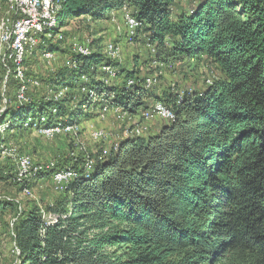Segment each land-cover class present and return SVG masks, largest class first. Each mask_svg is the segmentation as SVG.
<instances>
[{"label":"trees","instance_id":"1","mask_svg":"<svg viewBox=\"0 0 264 264\" xmlns=\"http://www.w3.org/2000/svg\"><path fill=\"white\" fill-rule=\"evenodd\" d=\"M60 1L61 29L126 7L140 24L132 40L148 47L140 63L147 69L206 61L217 74L206 87L155 92L148 77L91 40L88 55L71 51L19 100L21 81L7 65L13 98L0 113L4 134H23L31 122L78 124L101 104L146 119L161 102L175 114L154 133L101 138L95 150L53 164L44 172L50 181L67 167L76 175L42 207L0 197V217L11 216L3 222L12 264H264V0ZM44 40L35 49H62ZM89 90L107 101L93 102ZM14 163L0 160V184L23 194L29 184L12 180Z\"/></svg>","mask_w":264,"mask_h":264},{"label":"rangeland","instance_id":"2","mask_svg":"<svg viewBox=\"0 0 264 264\" xmlns=\"http://www.w3.org/2000/svg\"><path fill=\"white\" fill-rule=\"evenodd\" d=\"M126 12L131 14V12L126 7H123L121 12H112L111 19L107 20L105 23L104 21H99L96 23L80 18H72L61 30L66 32V38L59 43L57 42L58 37L53 36L49 43L53 45L58 44V46L63 49H59L57 52L51 50L56 55L54 60H45L41 57L40 51L42 49L37 50L34 47L33 51L35 53L32 52L30 55H27L26 60L24 61L25 76L36 78L35 84H28L27 86V89L29 90L28 95H34L36 92H33V87H39L41 85L40 80L46 78L49 75V72H51L54 68H56L57 65L62 64L63 61L67 59L66 55H69L72 51L71 44L74 41L79 42V44H86L85 46H87L91 40H98V44H101L100 46H103L105 43L106 47L108 42L116 45L119 48L118 58H120L119 60L122 62V65L125 68H133L138 70L146 77H151L150 79H152L154 83L151 89H154L155 92L167 90L171 87L173 89H184L192 85L198 88L203 86L206 87L205 85L207 84L210 85L208 82L211 81L213 74L216 75L217 73L214 66L206 63V61L182 62L170 67H157V69L151 68V70L150 68L147 69V66H144L143 64L140 65L143 59L149 56V50L148 47L140 40H132L136 31L132 37L128 36V26L126 25L124 18ZM40 42L46 43V40L41 37L39 43ZM46 46L48 49H50V45L46 44ZM30 56L32 57L29 58ZM145 69L148 71H145ZM4 72L5 71H3L1 74L0 79V113L6 108V98L9 96L10 98H13V89L8 88L6 82L4 87H2V83L5 81ZM51 93H49V96H51ZM53 96L56 97V93H54ZM59 97L60 96H58V99L61 98ZM101 107L102 104L94 112H97V115L93 113L94 115L92 117H86L88 113L84 112L85 117H80L79 123L76 124L78 130L74 132L75 134H66V132H61L54 138H48L40 130L32 131L31 129L24 132L23 134H18L16 132H8L4 134L2 132H4L5 126H0V134H4V143L0 145V155L3 147L12 146L16 148L18 154L28 155L34 164L50 166V163L56 164L57 162H65L64 159H66L68 154H70L71 157H74L79 152L93 151L97 147V143L102 140H117L121 136L124 138L128 136H146L147 134L152 133V131L156 132L155 130H157L161 124H170V121L166 119H160L159 117L145 119L141 114L142 111H140L137 115L131 116L130 114H127L126 117L120 119L117 117L116 112V110H119L118 108L109 107L108 105L107 110L104 112V109L100 111ZM148 109L149 108L146 110ZM18 111H21V109H18ZM101 113L103 114V117H101ZM133 126L136 127L134 129H138L139 133H134V135H125V129L133 128ZM93 130L103 131L104 137L100 141L94 140V132H92L91 136V131ZM4 158L5 157L0 156V160ZM6 158L14 162L13 157ZM53 166L48 167L47 170ZM14 167V171L16 172L15 163ZM44 172L45 171L40 172L37 175V178L29 183L25 180V178L23 179L25 181L23 182L24 184H29L27 185L29 188L26 187L28 192H24L22 190L23 194H20L19 191H17V187L13 184H0V197L16 199L22 207L26 204L35 203L41 207L44 206V204L55 195L54 193L58 192L52 186V179L50 181L49 177H47V174ZM17 178L18 174L15 173V175L12 177V180L18 182ZM43 216L44 218H53L51 214L44 215L43 213ZM10 219V215L5 216L4 219L0 217V264H12L14 260L12 241L8 235V228L3 222H8Z\"/></svg>","mask_w":264,"mask_h":264},{"label":"bare ground","instance_id":"3","mask_svg":"<svg viewBox=\"0 0 264 264\" xmlns=\"http://www.w3.org/2000/svg\"><path fill=\"white\" fill-rule=\"evenodd\" d=\"M45 2V14L51 16V18L44 19L43 24V9L36 8V0H0V79L3 71H7V75L10 72V67L7 68V65L12 64L14 69V74L17 79L21 81V84L18 88L17 98L19 100L24 98L25 91L27 90L28 84H35L36 78L26 77L24 61L26 60L27 55H30L33 52V48L37 47L39 41L42 38L50 39L53 36H57L58 39H62L63 33L60 26V9H61V1L60 0H41ZM33 9L32 15H27L26 9ZM125 22L128 26V36L132 37L137 27L140 25L139 22L135 19L132 14L125 13ZM6 22H12V25L6 24ZM85 43V42H84ZM45 45V44H44ZM72 51L76 54L88 55L90 53L89 46H85L84 44H79V42L74 41L72 44ZM41 57L45 60H51V55L53 52L48 49L45 45L44 48L40 51ZM105 54L110 58H118L119 57V48L111 42H108L105 47ZM104 71L108 73L109 78L115 77V72L113 69L109 67H104ZM6 75V77H7ZM155 77V76H154ZM151 78V77H150ZM149 77L146 78V87H149L153 84V80ZM83 80L87 79L83 77ZM156 80V78H155ZM131 81H129L130 83ZM61 95V92L57 94V97ZM88 98L94 101L106 102L104 94H95L92 90L88 92ZM152 114H159L164 111L167 112V116H161L162 119H166L168 121H173L175 118V114L173 110L168 107H165L161 102H155L151 106ZM118 118L126 117L127 113L121 112V110H116ZM101 117L103 114L101 113ZM149 118L148 116L146 119ZM44 119L41 118V121ZM30 122V120L28 121ZM27 122V123H28ZM27 123L25 125H27ZM133 125V124H132ZM32 131L40 130L42 131L48 138H52L51 132L55 130V136L61 132L72 133L75 134L78 130L76 124L60 126V125H52V126H38L36 123L31 125ZM135 126V125H134ZM128 131L130 134H138V129H134ZM139 127V126H138ZM142 129V128H141ZM143 130V129H142ZM93 133L94 140H100L104 137L103 131L93 130L91 131V136ZM129 134V135H130ZM127 135V134H126ZM93 139V138H92ZM2 157H13L15 166H17L18 170V180L24 181L23 179L29 183L37 178V175L40 172L46 171L48 167L52 166L53 163H50L45 166L36 165L31 161V158L26 154H18L15 147H3L1 150ZM76 172L71 168H65L56 170L52 174V183L58 181V176H66L67 181L60 182L59 188L54 187L56 191H63L67 188L70 183V180L74 178ZM24 192H28L27 188L23 189Z\"/></svg>","mask_w":264,"mask_h":264},{"label":"built area","instance_id":"4","mask_svg":"<svg viewBox=\"0 0 264 264\" xmlns=\"http://www.w3.org/2000/svg\"><path fill=\"white\" fill-rule=\"evenodd\" d=\"M36 8L43 9V17H42V22H41V25H42L44 22V19L51 18V16H48V14H45V2H43L41 0H36ZM26 10H27V15H32L33 9L27 8ZM6 24L12 25V22H6ZM55 57H56V55L53 53L51 55V60H54ZM6 75H7V71H6ZM6 75H5V81H3V83H2V87H4V85H5ZM167 112L168 111H164V112L159 113V114H152V112H149L148 117H149V119H153L155 117H159L161 119V116H167ZM51 135L53 136V138L55 137V130L53 132H51ZM63 181H67L66 176H58V181L55 183H52V186L59 188L60 182H63Z\"/></svg>","mask_w":264,"mask_h":264},{"label":"crops","instance_id":"5","mask_svg":"<svg viewBox=\"0 0 264 264\" xmlns=\"http://www.w3.org/2000/svg\"><path fill=\"white\" fill-rule=\"evenodd\" d=\"M100 22H102V21H100ZM106 21H104V23H105ZM102 33V32H101ZM100 34V33H99ZM158 130V129H157ZM157 130H155V131H157ZM154 131H152V133H153Z\"/></svg>","mask_w":264,"mask_h":264}]
</instances>
